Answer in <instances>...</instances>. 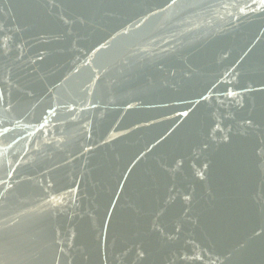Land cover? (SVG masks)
Returning <instances> with one entry per match:
<instances>
[{
    "label": "water",
    "instance_id": "1",
    "mask_svg": "<svg viewBox=\"0 0 264 264\" xmlns=\"http://www.w3.org/2000/svg\"><path fill=\"white\" fill-rule=\"evenodd\" d=\"M0 264H264V0H0Z\"/></svg>",
    "mask_w": 264,
    "mask_h": 264
}]
</instances>
